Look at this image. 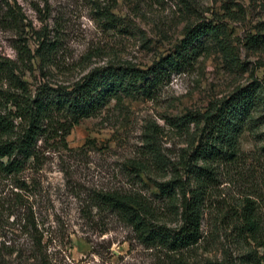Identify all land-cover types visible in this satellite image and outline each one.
Masks as SVG:
<instances>
[{"label":"trees","instance_id":"1","mask_svg":"<svg viewBox=\"0 0 264 264\" xmlns=\"http://www.w3.org/2000/svg\"><path fill=\"white\" fill-rule=\"evenodd\" d=\"M108 1L93 2V18L103 31L130 34L131 19L114 12L117 0ZM177 1L195 20L184 26L183 36L169 51L149 65L108 62L94 66L72 84L44 81L34 87H30L26 74L35 58L42 64L48 60L52 41L43 38L34 49L28 47L29 24L21 6L16 0L0 3L1 27L17 36L12 45L14 57L0 55V264H54L45 246L47 233L30 202L37 187L34 178L24 173L27 168L42 167L43 146L57 141L66 147L65 138L71 129L82 119L100 114L113 100L153 98L173 74L192 65L202 52L203 39L210 40L231 66L242 71L247 67L239 58V46L264 53V17L238 37L228 22L245 20L247 11L238 3L231 6L224 2L222 11H210L205 16L209 9L203 7L202 0ZM253 70L246 82L212 98L203 109L166 118V123L180 132L194 127L188 147L182 149L176 162L166 164L155 148L148 151L159 171L169 167L170 176L156 181L152 194L176 208L177 225L159 222L155 202L134 185L128 189H94L89 196L92 208L108 211L143 246L167 256L156 264H198L196 257L187 253L205 240L208 187L217 179L221 165H238L240 137L245 131L264 140V59L256 61ZM148 129L157 132V125ZM124 169L139 184L147 165L140 159H128ZM213 225L216 232L225 229L230 247L237 250L217 247V251L214 245H200L207 252L200 264H264V217L256 193L245 194L235 208L214 216ZM4 245L30 247L25 255L21 249ZM13 253L14 259L6 258Z\"/></svg>","mask_w":264,"mask_h":264},{"label":"rangeland","instance_id":"2","mask_svg":"<svg viewBox=\"0 0 264 264\" xmlns=\"http://www.w3.org/2000/svg\"><path fill=\"white\" fill-rule=\"evenodd\" d=\"M93 2L109 3L16 0L28 20V47L34 49L43 38L52 41L53 47L47 61L42 64L35 58L28 70L30 87L44 81L72 84L94 66L108 62L149 65L169 51L183 36L184 26L195 20L177 0H117L114 12L129 17L133 25L130 34L121 35L102 30L93 18ZM224 2L231 6L236 2L247 11L244 21L228 20L238 37L264 17V0H202L203 7L209 9L204 15L222 11ZM16 38L0 25V55L14 57L12 45ZM201 47L202 52L192 65L173 74L153 98L126 97L119 103L113 100L97 116L84 118L75 125L65 138L66 147L57 141L43 146L40 169L24 171L27 177L34 178L37 187L30 202L47 233L45 246L54 264H156L167 258L163 252L143 246L117 217L92 208L89 196L94 189H128L134 185L155 202L159 222L168 226L179 223L176 208L152 194L154 183L168 179L170 171L168 166L159 171L148 151L155 148L166 164L176 162L182 149L188 147L194 127L180 132L168 125L166 118L203 109L212 98L246 82L256 61L264 59V53L248 52L239 46V58L247 67L242 71L231 66L210 40L203 39ZM153 124L157 125V132L148 129ZM262 146L264 140L245 131L240 137L238 165H221L217 179L208 187L203 221L205 240L187 253L196 257V263L207 257L200 245L233 251L225 229L216 232L214 216L235 208L245 194L258 195L264 217ZM128 159H140L147 165L139 184L126 174L124 162ZM11 220L12 215L8 222ZM4 246L21 249L25 255L30 247ZM14 256L15 253L6 258L11 260Z\"/></svg>","mask_w":264,"mask_h":264}]
</instances>
